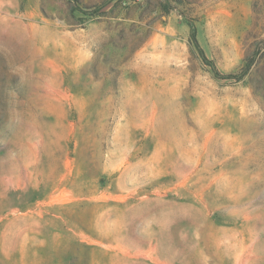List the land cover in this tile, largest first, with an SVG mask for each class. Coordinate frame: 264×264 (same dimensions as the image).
Here are the masks:
<instances>
[{"label": "rangeland", "instance_id": "374dc122", "mask_svg": "<svg viewBox=\"0 0 264 264\" xmlns=\"http://www.w3.org/2000/svg\"><path fill=\"white\" fill-rule=\"evenodd\" d=\"M0 264H264V0H0Z\"/></svg>", "mask_w": 264, "mask_h": 264}, {"label": "trees", "instance_id": "16d2710c", "mask_svg": "<svg viewBox=\"0 0 264 264\" xmlns=\"http://www.w3.org/2000/svg\"><path fill=\"white\" fill-rule=\"evenodd\" d=\"M202 56H203L204 61L206 62V64L212 66L213 71H214V73H215V76H216L217 78H219V79H223V80H231V79H233V78H236V75H222L221 73H219V72L213 67L211 61H209L204 55H202ZM248 66H249V65H248ZM246 70H248V68L245 69V72H246ZM244 74H245V73H244Z\"/></svg>", "mask_w": 264, "mask_h": 264}]
</instances>
